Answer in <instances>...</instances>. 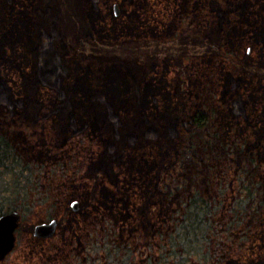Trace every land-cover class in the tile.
<instances>
[{
    "label": "trees",
    "instance_id": "16d2710c",
    "mask_svg": "<svg viewBox=\"0 0 264 264\" xmlns=\"http://www.w3.org/2000/svg\"><path fill=\"white\" fill-rule=\"evenodd\" d=\"M81 1L77 36L217 44L96 68L55 0H0V264H264V75L237 63L264 60V0Z\"/></svg>",
    "mask_w": 264,
    "mask_h": 264
},
{
    "label": "rangeland",
    "instance_id": "374dc122",
    "mask_svg": "<svg viewBox=\"0 0 264 264\" xmlns=\"http://www.w3.org/2000/svg\"><path fill=\"white\" fill-rule=\"evenodd\" d=\"M58 16L60 18L59 28L66 45L69 47L71 55L75 60H90L98 68L104 59H119L124 61L136 62L140 65L141 71L145 69V63L151 59L154 54L166 53L172 46L179 45L181 49L186 45H203L205 42L217 44L216 36L211 34L206 28H200L196 31L181 32L174 41H164L156 39H128L121 38L118 41H106L98 38H91L80 34L77 36V30L86 28L87 24L82 16L81 0H55ZM79 31V30H78ZM78 37V38H77ZM240 64L239 70L242 73L255 76L264 75V60L249 59L237 60ZM173 89L178 86L173 83ZM183 96H181V99ZM187 167L192 163L187 162ZM260 195V194H258ZM257 195V196H258ZM173 195H171L172 198ZM48 218V216H45ZM22 224H28L21 222Z\"/></svg>",
    "mask_w": 264,
    "mask_h": 264
},
{
    "label": "water",
    "instance_id": "95a60500",
    "mask_svg": "<svg viewBox=\"0 0 264 264\" xmlns=\"http://www.w3.org/2000/svg\"><path fill=\"white\" fill-rule=\"evenodd\" d=\"M114 14H117L118 8L115 2L111 3ZM71 209L77 208V200L72 198L68 202ZM19 212L14 209H7L0 212V259L13 247L15 241L14 230L17 226ZM56 227V218L48 217L46 219L36 220L31 223V234L35 236H49Z\"/></svg>",
    "mask_w": 264,
    "mask_h": 264
}]
</instances>
